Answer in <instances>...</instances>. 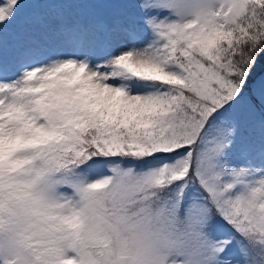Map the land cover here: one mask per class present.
I'll return each mask as SVG.
<instances>
[{"label":"snow or ice","instance_id":"1","mask_svg":"<svg viewBox=\"0 0 264 264\" xmlns=\"http://www.w3.org/2000/svg\"><path fill=\"white\" fill-rule=\"evenodd\" d=\"M264 0H0V264H264Z\"/></svg>","mask_w":264,"mask_h":264},{"label":"trees","instance_id":"2","mask_svg":"<svg viewBox=\"0 0 264 264\" xmlns=\"http://www.w3.org/2000/svg\"><path fill=\"white\" fill-rule=\"evenodd\" d=\"M264 70V55L258 58L256 66L252 69L251 75L245 85L244 91L250 93L255 85V82L261 77Z\"/></svg>","mask_w":264,"mask_h":264},{"label":"rangeland","instance_id":"3","mask_svg":"<svg viewBox=\"0 0 264 264\" xmlns=\"http://www.w3.org/2000/svg\"><path fill=\"white\" fill-rule=\"evenodd\" d=\"M262 82H264V70H263V73H262L261 77L255 82V85L254 86H258ZM251 93H252V91L249 94H251Z\"/></svg>","mask_w":264,"mask_h":264}]
</instances>
